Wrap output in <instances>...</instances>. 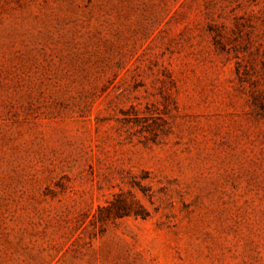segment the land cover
I'll return each instance as SVG.
<instances>
[{"label":"rangeland","instance_id":"1","mask_svg":"<svg viewBox=\"0 0 264 264\" xmlns=\"http://www.w3.org/2000/svg\"><path fill=\"white\" fill-rule=\"evenodd\" d=\"M0 264H264V0H0Z\"/></svg>","mask_w":264,"mask_h":264}]
</instances>
